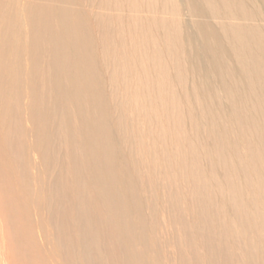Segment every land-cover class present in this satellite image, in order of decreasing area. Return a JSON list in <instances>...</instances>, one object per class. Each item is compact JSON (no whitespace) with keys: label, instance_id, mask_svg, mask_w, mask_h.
I'll return each instance as SVG.
<instances>
[{"label":"bare ground","instance_id":"1","mask_svg":"<svg viewBox=\"0 0 264 264\" xmlns=\"http://www.w3.org/2000/svg\"><path fill=\"white\" fill-rule=\"evenodd\" d=\"M0 264H264V0H0Z\"/></svg>","mask_w":264,"mask_h":264}]
</instances>
